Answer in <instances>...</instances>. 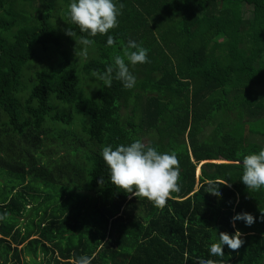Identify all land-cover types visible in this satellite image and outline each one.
Masks as SVG:
<instances>
[{
    "label": "trees",
    "instance_id": "16d2710c",
    "mask_svg": "<svg viewBox=\"0 0 264 264\" xmlns=\"http://www.w3.org/2000/svg\"><path fill=\"white\" fill-rule=\"evenodd\" d=\"M69 3L0 0V264H264V188L239 179L264 148V0H119L117 27L95 37ZM76 37L92 43L77 50ZM129 40L148 50L129 66L135 87L98 80L90 94L84 80ZM135 139L178 160L163 208L107 180L102 148ZM241 211L259 218L236 222L241 247L209 256Z\"/></svg>",
    "mask_w": 264,
    "mask_h": 264
},
{
    "label": "clouds",
    "instance_id": "9594fccd",
    "mask_svg": "<svg viewBox=\"0 0 264 264\" xmlns=\"http://www.w3.org/2000/svg\"><path fill=\"white\" fill-rule=\"evenodd\" d=\"M118 3L119 0H70L68 16L80 33H86L89 37L105 35L118 25L117 18L123 7L122 4L117 6ZM66 34L72 36L68 31ZM80 43L86 46L90 45L92 40L81 38ZM115 43L117 42L113 37L107 35L106 45L111 47ZM122 51L123 55L114 56L112 64L104 72L92 74L104 87H111L113 79L119 81L124 89L135 87L136 77L130 72L129 66L147 62L148 50L129 40ZM100 156L107 167V180L111 185L133 197L146 198L154 207H165L170 193L180 190L178 184L180 172L174 153L161 152L155 147L147 146L142 140L135 139L115 147L111 144L105 145ZM241 167L242 174L239 179L246 188L251 190L264 188V148L244 155ZM206 187L207 193L221 195L219 185L214 181H208ZM256 219L259 218H254L247 211L235 212L229 218V224L235 229L236 222L240 221L245 227H250ZM242 243L239 229H235L231 234L221 231L217 234V239L208 246L207 251L209 256L222 258L225 246L235 251ZM93 258L94 256L82 255L74 260V264H91ZM198 264L211 262L201 259Z\"/></svg>",
    "mask_w": 264,
    "mask_h": 264
},
{
    "label": "rangeland",
    "instance_id": "374dc122",
    "mask_svg": "<svg viewBox=\"0 0 264 264\" xmlns=\"http://www.w3.org/2000/svg\"><path fill=\"white\" fill-rule=\"evenodd\" d=\"M244 7H245L246 9H249V7H247V6H244ZM249 15H250V11L246 10V16H249ZM52 21H54V20H52ZM63 22H64V24H63ZM54 23H56V24H59V23H60V26H61L62 30L65 29V28L67 27V25H68V22H67L66 20H64V19H61V20L59 21V23H58V22H55V21H54ZM80 39H81V38H79V37H76V38H75L74 46H75V48H76L77 50L85 51V46L82 45V44L80 43V41H81ZM80 51H77V53H79ZM48 61H49V62H53V61H55V60H54V57L48 59ZM33 62H34V60H31L27 65H28L29 67H31L30 64L33 63ZM44 63H46V62L43 61V64H44ZM27 65H25V66L23 67V69H22V74H23L22 76H23V77H24L25 74H29V70H28V68H27ZM43 66H45V65H43ZM36 67H38V66H36ZM40 68H41V67L39 66L38 69H40ZM82 86H84V87L87 89V91L90 90V94H91V92L94 91L95 89H98V87H99L100 85H99V81H98L96 78H94L93 75H91V76L87 77V79L84 80V84H83ZM81 91H82V88H81ZM92 93H93V92H92ZM205 128H207V129H206V132H208L209 129L211 128V127H210V124L207 125ZM215 161L218 162V161H221V160H215ZM27 213L32 214V211L27 212ZM23 220L25 221L26 218L24 217Z\"/></svg>",
    "mask_w": 264,
    "mask_h": 264
},
{
    "label": "crops",
    "instance_id": "0c3cea01",
    "mask_svg": "<svg viewBox=\"0 0 264 264\" xmlns=\"http://www.w3.org/2000/svg\"><path fill=\"white\" fill-rule=\"evenodd\" d=\"M216 162V161H215ZM218 162H221V161H218ZM224 163H230L231 161H223ZM199 172V169H198V171L196 170V173H197V175L199 174L198 173Z\"/></svg>",
    "mask_w": 264,
    "mask_h": 264
},
{
    "label": "water",
    "instance_id": "95a60500",
    "mask_svg": "<svg viewBox=\"0 0 264 264\" xmlns=\"http://www.w3.org/2000/svg\"><path fill=\"white\" fill-rule=\"evenodd\" d=\"M199 173V172H198Z\"/></svg>",
    "mask_w": 264,
    "mask_h": 264
}]
</instances>
